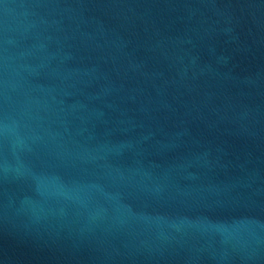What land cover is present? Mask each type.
I'll use <instances>...</instances> for the list:
<instances>
[{"label":"water","instance_id":"95a60500","mask_svg":"<svg viewBox=\"0 0 264 264\" xmlns=\"http://www.w3.org/2000/svg\"><path fill=\"white\" fill-rule=\"evenodd\" d=\"M0 264H264V0H0Z\"/></svg>","mask_w":264,"mask_h":264}]
</instances>
